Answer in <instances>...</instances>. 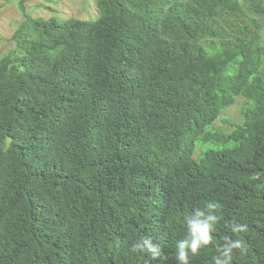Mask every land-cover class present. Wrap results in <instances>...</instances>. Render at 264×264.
I'll return each instance as SVG.
<instances>
[{
  "label": "trees",
  "instance_id": "16d2710c",
  "mask_svg": "<svg viewBox=\"0 0 264 264\" xmlns=\"http://www.w3.org/2000/svg\"><path fill=\"white\" fill-rule=\"evenodd\" d=\"M96 6L27 17L0 59V264H146L129 252L145 234L176 264L183 219L208 200L215 242L225 221L248 225L233 264H264V25L242 8L264 19V0ZM238 97L243 124L213 132Z\"/></svg>",
  "mask_w": 264,
  "mask_h": 264
},
{
  "label": "rangeland",
  "instance_id": "374dc122",
  "mask_svg": "<svg viewBox=\"0 0 264 264\" xmlns=\"http://www.w3.org/2000/svg\"><path fill=\"white\" fill-rule=\"evenodd\" d=\"M246 19H254L260 26L264 19L255 16L248 8L242 7ZM99 16L96 0H0V59L17 51L14 35L20 30L27 17L34 19L56 18L61 22L69 19L95 20ZM245 19V20H246ZM260 35L264 39V28H260ZM253 32L258 27L252 28ZM251 107L243 97H238L233 106L224 110L220 118L214 123L213 132L229 135L237 126L243 124L245 112ZM215 148L206 145L205 149ZM204 150L203 145H198L193 157L197 158Z\"/></svg>",
  "mask_w": 264,
  "mask_h": 264
},
{
  "label": "clouds",
  "instance_id": "9594fccd",
  "mask_svg": "<svg viewBox=\"0 0 264 264\" xmlns=\"http://www.w3.org/2000/svg\"><path fill=\"white\" fill-rule=\"evenodd\" d=\"M222 208L218 201L208 200L202 207H194L184 217L185 235L175 243L176 264H191L192 259L208 247L215 249L212 264H233L238 254H244L246 248L241 234L248 231L247 223L237 220L225 221V227L230 234L221 237L222 243L215 242L217 225L224 219ZM129 252L142 255L146 264H163L166 259L161 244L147 234L132 242Z\"/></svg>",
  "mask_w": 264,
  "mask_h": 264
}]
</instances>
